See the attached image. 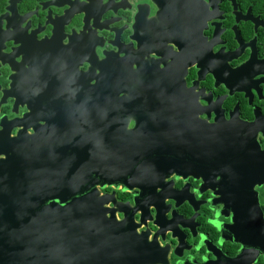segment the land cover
<instances>
[{
    "label": "flooded vegetation",
    "instance_id": "af4514ba",
    "mask_svg": "<svg viewBox=\"0 0 264 264\" xmlns=\"http://www.w3.org/2000/svg\"><path fill=\"white\" fill-rule=\"evenodd\" d=\"M7 145L95 207L53 264H264V0H0Z\"/></svg>",
    "mask_w": 264,
    "mask_h": 264
},
{
    "label": "water",
    "instance_id": "95a60500",
    "mask_svg": "<svg viewBox=\"0 0 264 264\" xmlns=\"http://www.w3.org/2000/svg\"><path fill=\"white\" fill-rule=\"evenodd\" d=\"M10 143V142H9ZM0 152V264H53L62 255L74 256L80 251V246H89L91 240V214L94 208L91 204L77 205L74 201V188H65L73 184V173L54 172L47 170L46 157L44 165L37 163L31 156L26 158V150L19 146L17 162L12 158L11 147L7 145ZM84 184L98 183L101 175H85ZM50 188H62L63 198L55 215L66 216L58 219L46 214L43 205V184ZM70 183V184H69ZM83 185L82 187H85ZM85 190V189H83ZM56 201L60 196H55ZM50 203V202H48ZM81 208V219L76 220L77 208ZM255 223L264 228L260 214Z\"/></svg>",
    "mask_w": 264,
    "mask_h": 264
}]
</instances>
